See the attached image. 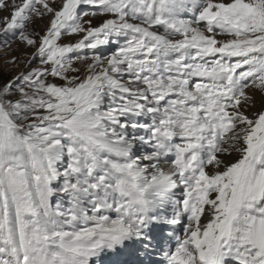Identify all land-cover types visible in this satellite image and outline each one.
Listing matches in <instances>:
<instances>
[{"label":"snow or ice","instance_id":"snow-or-ice-1","mask_svg":"<svg viewBox=\"0 0 264 264\" xmlns=\"http://www.w3.org/2000/svg\"><path fill=\"white\" fill-rule=\"evenodd\" d=\"M0 56V264H264V0H0Z\"/></svg>","mask_w":264,"mask_h":264},{"label":"rangeland","instance_id":"rangeland-1","mask_svg":"<svg viewBox=\"0 0 264 264\" xmlns=\"http://www.w3.org/2000/svg\"><path fill=\"white\" fill-rule=\"evenodd\" d=\"M94 22H98V21H94ZM69 38H65V41H67ZM74 39V38H71ZM24 51L23 46H20L19 48L16 49V53L15 54H22ZM30 51V50H29ZM4 59L3 56H0V62H2ZM15 71H18V69H13V71L11 73H7V75H12L15 74Z\"/></svg>","mask_w":264,"mask_h":264}]
</instances>
